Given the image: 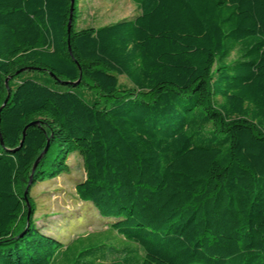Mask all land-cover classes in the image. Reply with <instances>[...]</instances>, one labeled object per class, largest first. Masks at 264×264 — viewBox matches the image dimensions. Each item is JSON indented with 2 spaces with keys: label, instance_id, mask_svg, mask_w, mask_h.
<instances>
[{
  "label": "trees",
  "instance_id": "trees-1",
  "mask_svg": "<svg viewBox=\"0 0 264 264\" xmlns=\"http://www.w3.org/2000/svg\"><path fill=\"white\" fill-rule=\"evenodd\" d=\"M132 2L78 29L74 0L68 33L70 0H0V264L69 251L27 218L47 145L32 185L79 154L78 199L129 244L77 264H264V0Z\"/></svg>",
  "mask_w": 264,
  "mask_h": 264
},
{
  "label": "rangeland",
  "instance_id": "rangeland-1",
  "mask_svg": "<svg viewBox=\"0 0 264 264\" xmlns=\"http://www.w3.org/2000/svg\"><path fill=\"white\" fill-rule=\"evenodd\" d=\"M76 6L78 29L97 28L123 18H131L138 13L132 0H76ZM24 76L41 80L51 78L48 74L39 71L26 73ZM119 83L124 89L131 87L124 77H119ZM86 92L89 100L97 99L100 101L99 105L110 104L94 91L86 90ZM67 165L69 172L64 175L48 181H39L35 185L31 182V188L29 187L27 194L30 209L31 203L35 209L36 226L61 242L64 249L69 247V251L60 254L54 264H77L78 261H92L93 257L90 255L98 252L105 253L104 248L114 247L119 250L128 246L129 244L119 235L108 230L109 219L102 218L91 204L78 199L75 186L85 178L83 160L80 155H70ZM26 186L23 187V191ZM88 242H92L95 247L103 245L104 248L92 250L89 256L79 257V252L87 249L83 245ZM109 263L108 261L104 264Z\"/></svg>",
  "mask_w": 264,
  "mask_h": 264
},
{
  "label": "water",
  "instance_id": "water-1",
  "mask_svg": "<svg viewBox=\"0 0 264 264\" xmlns=\"http://www.w3.org/2000/svg\"><path fill=\"white\" fill-rule=\"evenodd\" d=\"M73 12H74V0H70L69 18H68V25H67V32H68V33H69V31H70V28H71V23H72V18H73ZM24 71H26V69H21V70H19L18 72H16V75H18L19 73H22V72H24ZM49 76L52 77V74H49ZM8 80H9V78H7V79L5 80V84H7ZM78 83H79V80H78L76 83H74V85H78ZM5 102H6V101H5ZM5 102H4V104H5ZM4 104L2 105V107L4 106ZM2 107H1V108H2ZM1 108H0V110H1ZM34 125H37V124H36V123H32V124H30L29 126H34ZM26 128H28V127H26ZM26 128H25V129H26ZM47 149H48V145L45 147V149L43 150V152L40 154V156L37 158V160H36L35 163L33 164V167H32V169H31V175H30V178H29L28 184H27V186H26V189H25V191H24V194H23V198H24L25 203H26V205H27V207H28L27 218L29 217V215H30V211H31L30 206H29V202H28V198H27L28 189H29V187H30V185H31V182H32V181H31V177H32L33 172L35 171V168H36L38 162L40 161V159L42 158V156L47 152Z\"/></svg>",
  "mask_w": 264,
  "mask_h": 264
}]
</instances>
